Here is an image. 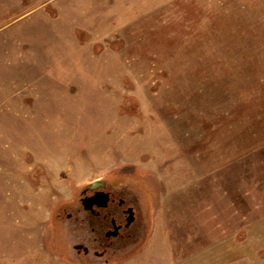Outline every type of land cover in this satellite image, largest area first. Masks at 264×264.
Wrapping results in <instances>:
<instances>
[{"label": "rangeland", "instance_id": "1", "mask_svg": "<svg viewBox=\"0 0 264 264\" xmlns=\"http://www.w3.org/2000/svg\"><path fill=\"white\" fill-rule=\"evenodd\" d=\"M0 264H264V0H0Z\"/></svg>", "mask_w": 264, "mask_h": 264}, {"label": "flooded vegetation", "instance_id": "2", "mask_svg": "<svg viewBox=\"0 0 264 264\" xmlns=\"http://www.w3.org/2000/svg\"><path fill=\"white\" fill-rule=\"evenodd\" d=\"M79 202L96 218L93 229H103L105 238L123 237L124 231L135 218L133 205L126 198L117 196L102 181H98L94 188L89 185L82 190ZM78 247L85 251L84 247Z\"/></svg>", "mask_w": 264, "mask_h": 264}, {"label": "water", "instance_id": "3", "mask_svg": "<svg viewBox=\"0 0 264 264\" xmlns=\"http://www.w3.org/2000/svg\"><path fill=\"white\" fill-rule=\"evenodd\" d=\"M97 183H98V180H95V181H92L91 183H90V188H94L96 185H97ZM130 221V219H128V222Z\"/></svg>", "mask_w": 264, "mask_h": 264}]
</instances>
